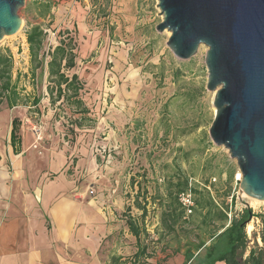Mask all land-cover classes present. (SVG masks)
Here are the masks:
<instances>
[{
    "label": "rangeland",
    "instance_id": "obj_1",
    "mask_svg": "<svg viewBox=\"0 0 264 264\" xmlns=\"http://www.w3.org/2000/svg\"><path fill=\"white\" fill-rule=\"evenodd\" d=\"M43 2L50 5L45 15ZM156 5L157 0H25L19 31L0 41V50H8L13 58L12 79L20 75L18 89L27 97L26 104L10 109L5 101L0 104V153H12L7 139L13 118L18 119V151H23L22 139H32L24 147L37 155L34 166L42 167L44 161L37 158L50 149V139H59L55 143L60 149L72 146L73 139H93L92 159L78 162L84 163L83 173L73 180L98 187L109 197V214L114 217L110 222L119 226L121 235L128 219L144 229L136 245L123 239V264L133 262V247L145 248V254L135 259L138 264H171L173 257L185 252L187 241H196L192 223L200 216L193 210L184 212L174 231H166L160 221L175 183L185 179L218 206L227 207L228 220L243 209L257 215L247 223L250 232L245 227L248 237L260 233L264 216V201L240 191L236 161L210 139L215 109L213 93L206 89L207 47L200 45L189 59L176 58L166 45L170 32L156 30L163 18ZM33 25L46 32V48L73 38L76 65L67 74L75 73L83 82L81 97L90 110V119L79 129L70 121L77 116L72 107L51 104L47 94L41 95L44 85L36 79L31 82L25 31ZM34 97L40 99L39 111L31 104ZM105 127L120 138L115 149L102 144ZM10 162H0V168H12Z\"/></svg>",
    "mask_w": 264,
    "mask_h": 264
},
{
    "label": "crops",
    "instance_id": "obj_2",
    "mask_svg": "<svg viewBox=\"0 0 264 264\" xmlns=\"http://www.w3.org/2000/svg\"><path fill=\"white\" fill-rule=\"evenodd\" d=\"M47 74L45 66L35 77L44 85L43 96L47 94ZM105 128L107 138L102 144L115 149L120 138ZM50 140V149L37 158L44 161L42 167L34 166L37 155L24 147L32 139H22L23 151H18L19 139H13L12 153H0V162L10 159L12 165L0 168V264H123V239L136 245L135 237L127 226L121 235L119 226L110 222L114 217L109 214L108 196L100 194L98 187L73 180L83 173L84 163L78 162L83 157L92 159L89 146L93 139H73L68 149L56 146L59 139ZM64 166L66 170H61ZM132 250L134 255L137 248ZM182 255L169 263L183 264Z\"/></svg>",
    "mask_w": 264,
    "mask_h": 264
},
{
    "label": "water",
    "instance_id": "obj_3",
    "mask_svg": "<svg viewBox=\"0 0 264 264\" xmlns=\"http://www.w3.org/2000/svg\"><path fill=\"white\" fill-rule=\"evenodd\" d=\"M25 0H0V41L17 33ZM158 32L186 60L207 47L206 89L213 93L209 136L236 161L240 191L264 201V0H157ZM158 13V14H160Z\"/></svg>",
    "mask_w": 264,
    "mask_h": 264
},
{
    "label": "trees",
    "instance_id": "obj_4",
    "mask_svg": "<svg viewBox=\"0 0 264 264\" xmlns=\"http://www.w3.org/2000/svg\"><path fill=\"white\" fill-rule=\"evenodd\" d=\"M43 9L41 15L49 13V2L40 3ZM25 39L28 45L29 53V73L31 82L35 80L38 69H42L46 62L47 67V95L51 104L59 102L72 107L73 116L70 121L76 128H81L88 116L90 110L82 99L84 91L83 82L77 74H67V71L74 69L76 65L75 43L72 37L60 39L55 46L46 48V32L39 26L33 25L25 31ZM48 57V60L46 58ZM13 58L10 52L0 50V104L5 101L7 108L10 109L20 104L27 103V97H22L18 89L19 74L12 79ZM39 98H33L31 104L38 110ZM9 131L10 144L13 139H19L16 135L18 119L11 120ZM74 131V128H73ZM176 190L172 192V199L168 202L166 209L161 213V225L168 231H174L175 225L181 221L184 216V209L178 200V195L189 189L194 197L193 212L200 216L196 223H192V232H195L196 241H187L185 252L183 253V264H264V216H260L261 231L253 232L248 237L245 231L247 223L257 217L250 209H243L234 213L228 220V208L220 207L214 203L213 199L205 191H199L188 185L185 179L182 182L175 183ZM126 226L136 243H139L140 235L144 232L137 223L128 219ZM195 229V230H194ZM196 230H199L196 233ZM204 234L202 238L200 234ZM197 234V235H196ZM260 240V244L257 243ZM178 253V251H175ZM145 254V248H137L134 254L138 260ZM136 260L131 264H136ZM145 264V263H142Z\"/></svg>",
    "mask_w": 264,
    "mask_h": 264
},
{
    "label": "built area",
    "instance_id": "obj_5",
    "mask_svg": "<svg viewBox=\"0 0 264 264\" xmlns=\"http://www.w3.org/2000/svg\"><path fill=\"white\" fill-rule=\"evenodd\" d=\"M178 200H179L180 204L182 205L185 213L190 214L192 212V208L194 206L191 190L187 189L184 192L180 193L178 195Z\"/></svg>",
    "mask_w": 264,
    "mask_h": 264
},
{
    "label": "bare ground",
    "instance_id": "obj_6",
    "mask_svg": "<svg viewBox=\"0 0 264 264\" xmlns=\"http://www.w3.org/2000/svg\"><path fill=\"white\" fill-rule=\"evenodd\" d=\"M238 177H240V173H238ZM246 230H247V232H250V230H251L250 224H248L246 226Z\"/></svg>",
    "mask_w": 264,
    "mask_h": 264
}]
</instances>
